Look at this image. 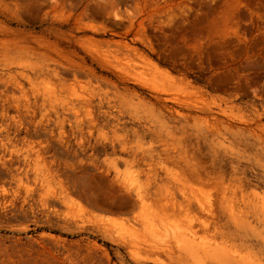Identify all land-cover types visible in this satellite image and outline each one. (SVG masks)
I'll return each instance as SVG.
<instances>
[{"label": "rangeland", "instance_id": "obj_1", "mask_svg": "<svg viewBox=\"0 0 264 264\" xmlns=\"http://www.w3.org/2000/svg\"><path fill=\"white\" fill-rule=\"evenodd\" d=\"M0 264H264V0H0Z\"/></svg>", "mask_w": 264, "mask_h": 264}]
</instances>
